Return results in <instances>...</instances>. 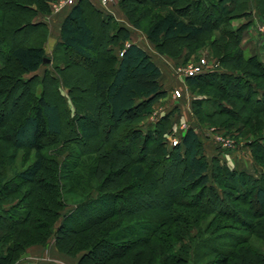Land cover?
Returning a JSON list of instances; mask_svg holds the SVG:
<instances>
[{
    "label": "trees",
    "instance_id": "16d2710c",
    "mask_svg": "<svg viewBox=\"0 0 264 264\" xmlns=\"http://www.w3.org/2000/svg\"><path fill=\"white\" fill-rule=\"evenodd\" d=\"M51 1L31 0L29 4L22 5L15 3L14 0H0V47L6 42L11 25L15 32L24 28H27L28 32L36 29L37 32L28 35V39L33 41V51L41 53L38 63L43 64L44 51L40 44L47 39V26L34 17L39 11L38 7L47 6ZM164 3L169 6L176 4L177 11H182L183 6L194 8L186 24L194 25L198 29L195 43L202 40V35L210 36L223 24L231 39L229 41L235 47L236 54H225L226 59L222 63L227 72H211L185 78L188 90L203 97L192 103L195 116L199 117L200 110L208 116L225 114L232 118V121L236 120L246 125L248 123L251 134L263 135L264 63L254 55L243 58L241 40L244 28L231 30L229 27L233 19L250 14L248 12L250 2L248 3V0H166ZM89 5L91 13L100 18V23H109L108 16H102V12ZM256 9L264 17V0H256ZM5 12L12 13L11 19L6 17ZM212 12H217V15L211 16ZM118 30L127 31L122 26H119ZM224 33L226 32L223 31ZM103 37L106 42L95 43L94 32L79 1L61 21L59 41L53 50H64L69 57L68 61L73 56L75 60L94 64L92 96L95 103L89 110L85 108H88L86 105L80 108L78 105L82 103L80 100L78 103L75 96L71 99L73 109L67 106L57 86L58 79L54 73L45 72L42 77L34 74L26 79L22 74L34 71L35 67L30 70L32 64H27L29 67L23 66L22 60H19L20 54L17 56L9 52L4 55V60H0V87L14 79L16 86L22 90L16 112L0 110V142L4 141L13 151L22 150L34 155L32 164L17 172L13 180L0 182V197L6 198L8 193L15 192L21 185L35 186L33 191H26L28 201L24 208L22 205L0 208V227H5L0 229V240L2 243L5 242V249L8 251L6 256H0V264H11L12 253L22 246L19 240L20 226H32L30 230H33V235L36 229L49 227L47 234L49 237L52 234L50 226L53 224L50 222H54L57 215V220L61 221L58 232L66 230L68 236L73 234L74 236L70 238L72 245H74L72 239H78L76 252L83 253L81 261L109 259L119 254L114 249L122 248L123 252L138 247L145 251V264H264V257L257 255L246 246L247 240L232 237L228 233L233 231V228L240 229V227L252 230L258 227L264 231V222H262L264 212L258 210L259 207L264 208V136L253 142L252 159L258 168V172L253 174L230 170L220 164L217 158L208 161L202 151L198 134L190 127L181 135L177 145L170 150L163 147L159 151V145L148 146L150 153L154 154L150 164L153 166L161 161L165 165L164 168L147 173L143 162L138 160L139 162L133 164L129 170L132 179L129 184L115 190H102L94 199L83 193L81 194L83 200L78 202L73 210L65 215L59 214L60 207L66 205L62 191L67 185L62 184V180H68L69 175L66 173H70L72 168H77V163L74 160L63 161L58 165L56 161V167L46 168L44 151L49 142L62 137V144L84 147L87 142L98 139L101 131L109 140L117 130V126L121 123L131 125L140 120L148 107L165 95L160 84L161 70L143 48L130 44L122 48V54L115 56L114 44L108 43L112 40V36L109 37L108 32H105ZM18 42H23V39L10 41L9 48H16ZM117 45L120 47L122 44ZM262 45L264 49V40ZM2 53L3 50L0 48V54ZM27 59L30 58L27 56ZM67 66L70 67L66 65V68ZM36 83L41 85L39 93H36ZM235 86L238 91L233 88ZM51 87L54 89L51 90ZM69 91L73 93V90ZM55 97L57 100L53 101ZM235 100L239 101V110L234 106ZM208 107L212 111L208 110ZM245 108L248 109V113L242 112L244 116L241 119L239 111ZM88 112L90 114H87ZM170 115H165L147 132H142L139 127L132 128V133L129 134L134 143L132 146H135L137 141L150 144L166 136L171 125ZM66 131L69 136H65ZM4 149L8 148L4 146ZM114 151L119 156L120 150L115 147ZM80 155L76 154L75 158ZM130 161L135 162L132 157ZM176 167L184 168L174 174L173 170ZM167 168L172 173L168 180L175 178L178 182H175L171 189L165 188L161 191L158 186L154 189L153 183L157 184L162 177H165L164 172ZM42 172L47 175L39 176ZM62 174L66 177L62 178ZM2 176L0 174V179ZM226 177L233 179V182L229 183ZM16 182L18 185L15 184ZM218 185L222 189H219ZM137 187L147 190L152 188L156 192L151 194L145 191L147 193L134 195L135 204L134 200H127L125 195L133 193L131 191ZM194 189H199L195 194L196 201L192 203L183 201L182 198H185L187 191ZM226 191H238L240 201L235 199L237 198L235 195L230 197L242 206L236 205L234 208H228V211L219 212L221 214L218 216L226 222L218 221V224L211 229V223L207 224L202 214L211 213L206 209V204L226 203ZM203 194L207 195L205 202L201 201ZM150 200H157L158 204H153ZM171 207L175 208L171 209ZM154 208L162 210L163 213L154 215L155 217L150 216L138 223L128 224V219L125 217L127 214ZM33 213L37 215L34 219ZM117 215L124 216L125 220L102 227L105 221ZM44 219L50 221L45 222ZM194 230L196 234L193 235ZM220 230L227 233L219 234ZM31 235L28 233L29 238L33 237ZM223 238H230L232 242L218 244L217 241ZM63 245L62 248L59 245L58 249L69 254L66 245ZM101 253L102 255L95 256ZM208 256L215 258L203 263Z\"/></svg>",
    "mask_w": 264,
    "mask_h": 264
},
{
    "label": "rangeland",
    "instance_id": "374dc122",
    "mask_svg": "<svg viewBox=\"0 0 264 264\" xmlns=\"http://www.w3.org/2000/svg\"><path fill=\"white\" fill-rule=\"evenodd\" d=\"M79 1L85 9L88 23L94 32L95 43L106 42L103 34L108 32L109 37L112 36V40L108 43L114 44L115 56L121 54L122 48L133 43H137L143 47L153 62L161 70L162 77L160 84L165 95L156 99L154 103L148 107V110L140 120L131 125L121 123L117 126V130L109 140L106 139V135L101 131V135L98 139L87 142L84 147L62 144V137L49 142L48 147L44 151L46 156V168L56 167V161L58 165L63 161L71 162L74 160V162L77 163V168H72L70 173H66L69 175L68 180H62V184L67 185V188L62 191V197L67 206H61L59 214L65 215L73 210L76 204L83 200V197H81L83 193V195L90 196L94 199L101 194L100 192H102V190H115L129 184L132 180L129 170L133 164H137L139 161L143 162L147 173L156 172L164 168L165 165L163 162H158V160L161 159H158V163L153 166L150 164L153 161L152 156H154V154L150 153L151 150L148 146L154 147L159 145V151H161L163 147L170 150L173 147L172 142L174 139L179 142L181 135L190 127L198 134L202 143V151L208 161L217 158L220 164L227 166L230 170L243 171L246 173L250 172L253 174L258 172L257 165L252 159V146L254 145L253 142L257 139H261L264 134L252 133V135L249 132L248 123L246 125L236 120L232 121V118L225 114H212L208 116L202 110H200L198 114L199 117H196L194 114L193 101L203 97H199L188 90L184 72L199 64L201 60H205L206 64L212 68V71H208L207 73L226 71L222 65L226 59L225 54H236L235 47L231 44V39L226 31V26L223 24L220 25V28L214 30L210 36L207 35L206 37L202 35V40L200 42H194L195 36L198 34V29L194 25L186 24V20L191 16L192 9L194 8L189 9L183 6V8H181L182 11H177L176 4L169 6L164 3L166 0H107L105 3L101 0H73V4L71 5L60 4L63 0H52L47 6L42 5L38 7L39 11L34 17L36 20L39 17L43 19V23L47 26V39L40 45H42L41 49L43 48L44 51V58L48 59L49 62H44V65L38 63L41 53L33 51V41L28 39L30 34L37 32V30L32 29L28 32L27 28H24L23 30L15 32L13 27H11L12 25L9 29L10 32L7 34V39H5L6 42L0 47L3 50V53L0 54V60H4V55H7L9 52L17 56L20 54L22 59L20 58L19 60H22L23 66L32 64L30 65V70L35 67L34 71H29L26 74L23 73L22 76L24 78L27 79L34 74L42 77L45 72H52L57 76V86L60 88L61 95L64 97L69 108L73 109L71 99L75 96L78 103L79 100L82 103L78 105L80 108L86 105L88 106V108L85 107L86 109H92L95 103L92 96L94 92V80L92 75L95 68L94 64L83 60H75L73 56H71L70 61H68L69 57L66 56L64 50L53 51V46L58 43V32L60 31L61 21L70 11L71 7ZM14 2L27 5L31 0H14ZM249 2L248 12H250V14H246L241 18L238 17V19H233L229 23V27H231V30L244 28L241 40L243 58L246 59L253 54L259 61L264 63V49L262 45L264 40V17H262L256 9V0H248V3ZM88 3L102 12V16H108L109 23H100V18L91 13V7ZM5 14L8 19H11L12 13L5 12ZM216 15L217 12L211 13V16ZM29 16H31V14ZM119 26L126 28L127 31L118 30ZM215 27H217V24ZM248 29H250L249 33L251 36H248ZM223 31L226 33L223 34ZM21 39H23V42H18L19 45L16 48H9L10 41L13 42V40ZM1 41L4 40L1 39ZM120 43L122 45L119 47L117 44ZM248 45H250V48H248ZM36 46H38V44H36ZM218 51H220L219 54ZM221 52L223 53L221 54ZM14 54L13 57L15 58ZM27 56L30 58L29 60ZM66 65H70V67L68 68L67 66L66 68ZM27 66L29 67V65ZM40 86L39 83H36V93H39ZM0 88V110H2V112H11L15 110L14 112H16L22 90L16 86L14 79L11 82L4 83ZM233 88L235 91H238L236 86ZM53 89L54 88L51 87V90ZM69 90H73V93L71 94ZM174 90H179L181 95L179 98L173 96ZM54 100H57V98L55 97L53 101ZM234 103L235 108L239 110V101L235 100ZM206 105H208V103ZM209 107L208 110L212 111ZM239 112L241 113L240 118L242 119L244 116L242 112L248 113V109L245 108ZM84 113H86V111H84ZM87 114L90 113L88 112ZM165 115H170L171 117L170 130L165 134L166 136L150 144L137 141L135 146H132L134 143H132V137H129V134L132 133V128L139 127V130L142 132H147L149 129L155 127V124ZM65 136H69L67 131ZM4 146L8 149H4ZM110 147H113V149H110ZM115 147L117 150H120L119 156L117 152L114 151ZM76 154L81 155L75 158ZM131 157L134 158L135 162L130 161ZM33 161V154L29 155L27 151L22 150L13 151L4 141L0 142V174L3 175L0 182L2 183L3 180H8L10 182L17 172L25 169L32 164ZM124 163L125 165L123 166ZM183 168L184 167H176L173 170L174 174L181 172ZM164 173H166V179L162 177L157 184L153 183L154 189L156 186H158L161 191L165 188L171 189L174 184H176L175 182H178L175 178L168 180V177L172 175L169 168L165 169ZM44 174L46 173L42 172L39 176ZM65 177V174H62V178ZM226 180L229 183L233 182V179L229 177H226ZM87 183L88 186H86ZM15 184L18 185V182ZM218 186L219 189H222L220 185ZM141 188L142 187H137L131 191L133 193H127L125 195L127 200H134L133 196L138 193L142 194L149 192L152 194V192H156L152 188L148 190ZM188 188L189 187H187V189ZM33 189H35L34 185H21L15 192H7L6 198L3 196L0 197V208L14 205L16 207L22 205L24 208L28 201V194L26 195V191H33ZM198 191L199 189H194V191L188 190L185 194V198H182V200L187 203L195 202V194H197ZM230 195H235L237 196L235 199L241 200L238 191H226V203L220 205L206 204V209L211 213L202 214V216L207 224L211 223V229L218 224V221L226 222L218 216V214H221L219 212L228 211V208H234L236 205L242 206L240 203H235L233 201L234 198H231ZM206 197L207 195L203 194L201 197L202 199L200 198L201 201H204ZM46 198L48 199V196ZM160 200H162V198H160ZM248 200L247 198V201ZM150 202L158 204L157 200H150ZM172 208L175 207H171V209ZM258 210L262 213L264 212V208L259 207ZM161 213H163L162 210L154 208L146 211H139L134 214L131 213L132 215L127 214L125 217L128 219V224H130L138 223L148 219L150 216L161 215ZM32 216L34 219L37 215L33 213ZM125 217L117 215L105 221L102 227L113 222L121 223V220ZM57 218L58 215L54 218V222H50L53 224L50 226V228L52 227V234L49 235V237L47 235L49 234V227L43 226L44 229L38 228L33 235V230H30L32 226H20L19 240L22 246H20L19 250L15 253L13 252L12 256L10 255L11 264H145V251L143 248L138 247L131 250H123V252L121 250L122 248L118 250L114 249V251H118L119 254L113 255L109 259L98 260L97 257V260L91 262L89 259L81 261L83 253L76 252V243L78 239L73 238L72 242L74 245H72V243H70V238L74 236L73 234L68 236V231L66 230L59 233L58 228L61 221H59V219L57 220ZM44 221L49 222L50 220L47 221V219H44ZM262 222H264V219ZM1 228L5 229V227H0V229ZM104 229L106 228L104 227ZM222 230L219 231V234L226 232ZM28 233L32 234L31 236L33 237L29 238ZM228 233L231 234L232 237L247 240L246 246L257 255L264 257V231L260 228L257 227L253 230L242 227H240V229L233 228V231H228ZM192 234H196V231L194 230ZM222 242L226 244L232 241L230 238H223L217 241L218 244ZM62 243L66 245L65 248L68 250L69 254L63 253L58 249L59 245L61 248L64 247ZM78 243L80 244V242ZM5 248V242L2 243L0 240V256L2 257L8 254ZM100 255H102V253L98 255L95 254V256ZM214 258L215 256H208L204 259L203 263Z\"/></svg>",
    "mask_w": 264,
    "mask_h": 264
},
{
    "label": "built area",
    "instance_id": "2783aa9c",
    "mask_svg": "<svg viewBox=\"0 0 264 264\" xmlns=\"http://www.w3.org/2000/svg\"><path fill=\"white\" fill-rule=\"evenodd\" d=\"M101 1L103 3L107 2V0H101ZM60 4L71 5L73 4V0H63V2H61ZM211 69L212 68L206 64L205 60H201L199 64L186 70L184 72V77L187 78V77H193L196 75L204 74V73H207L208 71L209 72L212 71ZM173 96L176 98H179L181 96L179 90H174ZM177 143H178V140L174 139V141L172 142V145L175 146L177 145Z\"/></svg>",
    "mask_w": 264,
    "mask_h": 264
},
{
    "label": "crops",
    "instance_id": "0c3cea01",
    "mask_svg": "<svg viewBox=\"0 0 264 264\" xmlns=\"http://www.w3.org/2000/svg\"><path fill=\"white\" fill-rule=\"evenodd\" d=\"M37 20H38V21H41V22H44V20H43V19H40V17L37 18ZM249 30H250V29H248V36H251L250 33H249ZM58 33H59V32H58ZM58 41H59V39H58ZM133 44H135V45L141 47V46L138 45L137 43H133ZM55 46H56V45L53 46V50H54ZM249 46H250V45H248V48H250ZM141 48H143V47H141ZM252 55H253V54H252ZM45 60H48V59H44V62H46ZM48 62H49V61H48Z\"/></svg>",
    "mask_w": 264,
    "mask_h": 264
},
{
    "label": "water",
    "instance_id": "95a60500",
    "mask_svg": "<svg viewBox=\"0 0 264 264\" xmlns=\"http://www.w3.org/2000/svg\"><path fill=\"white\" fill-rule=\"evenodd\" d=\"M46 62H48L49 60H45Z\"/></svg>",
    "mask_w": 264,
    "mask_h": 264
}]
</instances>
